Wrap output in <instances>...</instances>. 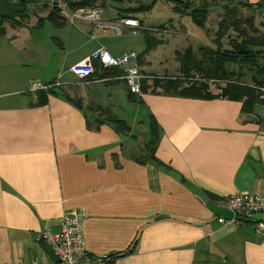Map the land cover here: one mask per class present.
Returning <instances> with one entry per match:
<instances>
[{
	"label": "crops",
	"instance_id": "0c3cea01",
	"mask_svg": "<svg viewBox=\"0 0 264 264\" xmlns=\"http://www.w3.org/2000/svg\"><path fill=\"white\" fill-rule=\"evenodd\" d=\"M46 1L34 3L40 8L25 25L6 19L0 36V264L50 261L44 230L59 232L63 215L78 209L86 212L87 250L103 256L97 264H264V238L253 224L221 223L202 198L204 190L264 194V102L246 112L241 100L223 97L151 90L130 97L116 77L121 69L101 65L79 78L71 66L100 46L116 55L134 51L142 70L158 72L149 68L150 53H142L144 30H95L85 20L57 25L47 18L53 5ZM44 27L56 43L41 39ZM157 30L147 33L171 31ZM59 75L63 85L38 104L30 81ZM95 104L125 118L131 132L97 124L89 109ZM152 114L161 126L156 155L169 167L137 161L152 137ZM137 236L133 253L110 256Z\"/></svg>",
	"mask_w": 264,
	"mask_h": 264
},
{
	"label": "trees",
	"instance_id": "16d2710c",
	"mask_svg": "<svg viewBox=\"0 0 264 264\" xmlns=\"http://www.w3.org/2000/svg\"><path fill=\"white\" fill-rule=\"evenodd\" d=\"M37 0H18L16 3L22 7V10L16 14L2 17L0 16V36L6 32L4 21L10 19L15 25H25L31 13L30 4ZM49 1V0H48ZM44 6H48L49 2ZM73 8L81 6H103L106 0H65ZM123 1V0H118ZM141 1V0H138ZM158 0H152L150 4L141 2L137 6L123 8L125 13L119 11L122 16H136L137 11H147L153 7ZM165 2L174 3L173 8L182 15H188L200 27H205L211 8L219 5L216 0H204L201 4L195 5L193 0H164ZM220 5L223 7L222 18L218 22L215 42L217 46L201 45L199 52L193 50L189 45L184 52L177 50L181 60L179 74L149 73L151 77L143 79L142 90L153 92H163L165 94L180 95L194 98H216L223 97L232 100H241L242 111L251 112L256 103L262 101L261 94L264 88V11L261 2H251L249 0H223ZM51 4V3H50ZM120 9V6H117ZM244 8H250L252 13H245ZM60 7L53 5L47 18L57 25L63 22L64 17L60 14ZM258 11V12H257ZM263 14V20L258 24L256 21L258 14ZM119 17V16H117ZM116 17V18H117ZM42 18V17H41ZM63 19V20H62ZM144 28L143 32L147 31ZM233 31V32H232ZM235 33V35H234ZM146 47L142 53L151 50L157 43L163 42V39L153 37L145 33ZM228 36L230 48H225L222 40ZM230 64H238L240 71L231 69ZM99 63H96V66ZM243 65L248 68L255 67V73L252 75V82L240 78ZM103 73L102 75H106ZM236 77H239L238 79ZM212 83L217 84L214 90ZM51 92H55L51 90ZM51 92L40 90L37 92V103H45ZM129 96L133 92L129 90ZM89 109L94 112L97 124L108 122L113 125L121 134L131 132V124L125 119L119 117L108 106L99 104L90 105ZM151 132L152 137L145 144L144 157H138L137 161L145 163L150 160L158 165L169 167L168 164L156 155V149L160 137L161 126L154 114L151 115ZM91 126V124H90ZM180 181L190 184L182 172H177ZM202 195L211 199H218L221 196L214 194L212 191L204 190ZM139 237L125 248L114 252L110 256L114 259L124 256L135 251ZM108 264H111L108 262Z\"/></svg>",
	"mask_w": 264,
	"mask_h": 264
},
{
	"label": "built area",
	"instance_id": "2783aa9c",
	"mask_svg": "<svg viewBox=\"0 0 264 264\" xmlns=\"http://www.w3.org/2000/svg\"><path fill=\"white\" fill-rule=\"evenodd\" d=\"M17 2L18 0H12ZM52 5L60 7V14L71 22L80 20L89 21L94 24L95 30L102 29L105 31L113 29L114 32L121 33L127 29L130 33H140L144 27L139 17L135 16H119L115 19H108L105 15L103 6H81L71 7L65 0H49ZM91 35L95 37V32ZM136 52H125L120 55L112 53L107 47L100 46L91 54L81 61L74 63L71 70L79 78H89L95 73L96 63L104 69L119 68L122 73L117 75L118 78H123L128 88L134 94L142 93L143 79L151 77L140 68L137 60ZM61 76H57L51 80L33 79L30 81L27 88L28 91L38 92L45 90L51 92L63 85ZM264 102V88L261 94ZM220 207H227L232 210L231 217L218 216L221 223H234L242 225L250 221L257 232L264 238V219L258 217L264 214V194L259 191L255 192H239L230 193L218 198L215 202ZM86 218L84 209H78L67 212L62 217L61 228L59 232L53 233L50 228H46L42 237L50 243L59 255L58 261H45L35 259L30 262H9L8 264H97L103 256H95L91 254L86 246L84 239L83 222Z\"/></svg>",
	"mask_w": 264,
	"mask_h": 264
},
{
	"label": "rangeland",
	"instance_id": "374dc122",
	"mask_svg": "<svg viewBox=\"0 0 264 264\" xmlns=\"http://www.w3.org/2000/svg\"><path fill=\"white\" fill-rule=\"evenodd\" d=\"M193 1L195 5H199L204 0H193ZM216 1L217 3H220V4L224 2L223 0H216ZM141 2H143L144 4H150L152 0H141V1H138V0H123V1L106 0L103 7L105 10L106 16H110V17L116 16L117 17V16H122L121 14H119L120 13L119 11H122L124 13L126 12L123 10V8L129 7V6H137ZM220 4L215 5L211 8L208 18L206 20L205 27L198 26L191 19L190 16L182 15L177 10H175L173 8L174 3L165 2L164 0H158L153 5V7L147 11L133 12L136 14V16L140 18L142 25L147 26V28L145 29L147 31L143 32V35H146L145 33L153 31V30H155L153 32H156V31L158 33L162 32L157 29L169 28L171 30L170 32H167L165 35L163 34L162 35L163 38L157 37V38L163 39L164 41L157 43V46H154L151 50L148 51V53H150L149 58L150 60H152V64L154 66V67H149V68L155 70L160 75H164L167 73L170 75L179 74L181 60H180L179 55L177 54V50L184 52V50L189 45H192L193 50L198 53L201 45L217 46L215 42L216 30L218 28V22L222 18V13H223V7ZM36 5H34V3L30 4V10L33 11L31 13H36L37 10L40 8V6H36ZM42 5L44 6V4ZM117 6H120V9H118ZM244 12L248 14L252 13L250 8H244ZM7 20L10 21L9 19ZM256 21H258V15H257ZM47 24L51 26V22ZM258 24H259V21H258ZM47 30H50V28L44 27L42 30L38 31L40 32L41 39L43 38V40H47L48 38H50L52 42L56 43L58 40H56V38L53 36L52 33L48 32L49 34H46ZM125 32H128V31L125 30ZM141 33L142 32L131 33V34H141ZM147 34L151 35L150 33H147ZM20 39L21 37L18 38V41ZM222 44L225 48H230L228 36L224 37V39L222 40ZM4 45L6 48H12V49L15 48V45L11 44L9 40H7V43ZM229 67L231 69H236V72L240 71L239 70L240 67L238 64H230ZM241 68H242V72H241L240 78L242 80L252 82L253 81L252 75L255 73V70H254L255 67L253 69V68H248V66L246 65H243V67ZM146 73L149 74L150 72H146ZM236 78L238 79L239 77H236ZM216 86H217L216 83H212L211 87L214 90H216L217 89Z\"/></svg>",
	"mask_w": 264,
	"mask_h": 264
},
{
	"label": "water",
	"instance_id": "95a60500",
	"mask_svg": "<svg viewBox=\"0 0 264 264\" xmlns=\"http://www.w3.org/2000/svg\"><path fill=\"white\" fill-rule=\"evenodd\" d=\"M261 7L264 11V0H261ZM22 7L19 6L17 3L13 2L12 0H0V16L5 17L12 14H16L17 12L21 11ZM70 100H72L77 105H82L79 101L75 100L71 96H68ZM202 198L207 203L210 209L216 212L218 215H222L225 217H231L233 215L232 210L227 207H220L218 206L212 199L207 197L206 195H202ZM48 253L50 255L51 260L58 261L59 255L55 252L52 245L50 243L47 244Z\"/></svg>",
	"mask_w": 264,
	"mask_h": 264
}]
</instances>
